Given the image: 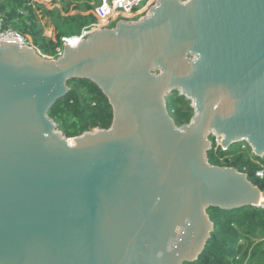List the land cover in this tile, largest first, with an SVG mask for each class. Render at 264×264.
Listing matches in <instances>:
<instances>
[{"label":"water","instance_id":"water-1","mask_svg":"<svg viewBox=\"0 0 264 264\" xmlns=\"http://www.w3.org/2000/svg\"><path fill=\"white\" fill-rule=\"evenodd\" d=\"M86 79L108 129L67 138L49 109ZM191 102L177 126L167 99ZM246 144L264 157V0H157L51 59L0 41V264H187L207 211L260 207L261 190L211 165Z\"/></svg>","mask_w":264,"mask_h":264},{"label":"trees","instance_id":"trees-1","mask_svg":"<svg viewBox=\"0 0 264 264\" xmlns=\"http://www.w3.org/2000/svg\"><path fill=\"white\" fill-rule=\"evenodd\" d=\"M96 2L98 0H64L61 8L49 10L35 0H0V12L4 14L7 25L31 38L33 46L42 56L51 57L61 45L62 38L78 35L83 28L97 22L94 13ZM37 10L42 12V16L53 20L54 42L44 36ZM72 42L76 44L77 40ZM67 85L69 91L48 111V116L58 124L63 135L72 138L94 129H108L113 112L100 89L86 79H72ZM167 109L177 126L188 123L194 114L191 102L178 92L167 99ZM214 139L213 136L209 138L211 149L207 153L208 162L215 166L236 168L264 192V157H256L246 144H233L224 150L219 146L215 150ZM260 170H263V177L257 176ZM207 213L214 225L213 232L204 252L197 260L187 264H242L246 251L242 252L243 247L239 245L243 237L241 231L249 235H255V232L264 234V208L245 207L232 211L211 208Z\"/></svg>","mask_w":264,"mask_h":264},{"label":"built area","instance_id":"built-area-1","mask_svg":"<svg viewBox=\"0 0 264 264\" xmlns=\"http://www.w3.org/2000/svg\"><path fill=\"white\" fill-rule=\"evenodd\" d=\"M146 1L148 0H100L99 5L94 8V13L97 17V22L83 28L78 35L62 38L61 45L55 49L54 55L48 58L56 59L62 56L63 49L65 46H70V47L77 46L82 40L86 39L87 36L92 31L103 29L106 26V23H108L109 21L117 20L120 18L128 20L131 17L139 16L140 15L139 7L141 3H144ZM156 2L154 3V5L156 4ZM147 9H149L148 11H150V8ZM73 39H77V43L74 46H71L70 41ZM0 41L15 42L20 46L34 47L26 35L22 34L14 27L7 25L5 23L4 14H2L1 12H0ZM257 176L263 177V170L258 171Z\"/></svg>","mask_w":264,"mask_h":264},{"label":"rangeland","instance_id":"rangeland-1","mask_svg":"<svg viewBox=\"0 0 264 264\" xmlns=\"http://www.w3.org/2000/svg\"><path fill=\"white\" fill-rule=\"evenodd\" d=\"M38 4H43L47 9L52 10L53 8H61L63 6L64 0H47V1H43V0H35ZM66 2L68 0H65ZM157 0H148L144 3H141L139 9H140V15L136 16V17H131L128 20H125L123 18L117 19V20H112L109 21L108 23H106V26L104 28H114L116 26V24L120 21H137L139 19H141V17H145L148 14V10L147 8H152L154 6V3ZM182 1H187V0H182ZM100 3V0H98V2L95 3L96 6H98ZM147 9V10H146ZM134 13V12H133ZM36 15L37 18L39 19V24L41 25V27L44 29V36L47 39H51L53 42L55 41V32H54V25L53 20L49 17H44L42 16V12L40 10L36 11ZM62 16L63 13H62ZM101 24V23H100ZM48 28H52L53 29V36L49 37V31L46 30ZM46 30V33H45ZM29 39V41L32 43L31 38L26 35ZM63 36H68L67 35H63ZM75 40V39H73ZM71 40L70 44L71 45H75ZM77 40V39H76ZM214 141V149L216 150L217 147L220 146V139L216 138L213 140ZM211 142V141H210ZM245 147H243L244 149ZM264 193V192H262ZM263 205V204H261ZM264 208V206H263ZM243 234V237L241 238V240L239 241V245H241L242 248V252L246 251L245 256L243 257L244 259L241 261L242 264H262V262L264 261V234L260 233V232H255V235H249L244 231H241ZM260 251L262 252L260 254ZM253 252L256 253L255 256H253ZM238 258L241 256V251L238 253ZM243 256V255H242Z\"/></svg>","mask_w":264,"mask_h":264},{"label":"bare ground","instance_id":"bare-ground-1","mask_svg":"<svg viewBox=\"0 0 264 264\" xmlns=\"http://www.w3.org/2000/svg\"><path fill=\"white\" fill-rule=\"evenodd\" d=\"M71 46H74V45H71ZM259 204H260V207H263L264 206V193H261L259 195V200H258ZM263 204V205H261Z\"/></svg>","mask_w":264,"mask_h":264},{"label":"crops","instance_id":"crops-1","mask_svg":"<svg viewBox=\"0 0 264 264\" xmlns=\"http://www.w3.org/2000/svg\"><path fill=\"white\" fill-rule=\"evenodd\" d=\"M46 30H48L49 32V37H52L53 36V29L52 28H48V29H46ZM46 30H45V33H46Z\"/></svg>","mask_w":264,"mask_h":264}]
</instances>
